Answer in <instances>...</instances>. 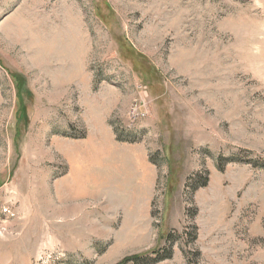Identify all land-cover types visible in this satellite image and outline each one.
<instances>
[{
	"label": "rangeland",
	"instance_id": "1",
	"mask_svg": "<svg viewBox=\"0 0 264 264\" xmlns=\"http://www.w3.org/2000/svg\"><path fill=\"white\" fill-rule=\"evenodd\" d=\"M0 264H264V0H0Z\"/></svg>",
	"mask_w": 264,
	"mask_h": 264
},
{
	"label": "built area",
	"instance_id": "2",
	"mask_svg": "<svg viewBox=\"0 0 264 264\" xmlns=\"http://www.w3.org/2000/svg\"><path fill=\"white\" fill-rule=\"evenodd\" d=\"M145 118L144 113H138L135 109L132 110V122L140 121Z\"/></svg>",
	"mask_w": 264,
	"mask_h": 264
}]
</instances>
